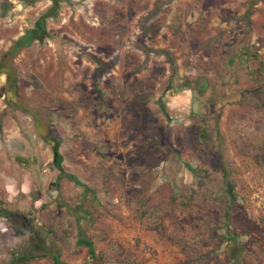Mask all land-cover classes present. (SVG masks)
<instances>
[{"label":"rangeland","instance_id":"rangeland-1","mask_svg":"<svg viewBox=\"0 0 264 264\" xmlns=\"http://www.w3.org/2000/svg\"><path fill=\"white\" fill-rule=\"evenodd\" d=\"M49 6L0 0V60ZM44 27L0 73V264H84L78 235L107 264H264V0H69Z\"/></svg>","mask_w":264,"mask_h":264},{"label":"trees","instance_id":"trees-1","mask_svg":"<svg viewBox=\"0 0 264 264\" xmlns=\"http://www.w3.org/2000/svg\"><path fill=\"white\" fill-rule=\"evenodd\" d=\"M38 0H22V3L25 5H33ZM50 2V6L45 9L43 13H41L35 22V25L32 29L26 31V33L21 36L14 45L9 49L8 53H6L3 58L0 60V73L5 75L6 83H9V86L13 80V71L12 68L8 65L7 60L13 54H15L20 48L27 47L28 44L33 40V38L37 37L39 34L43 36H47V32L44 27L45 20L47 18H51L55 16L56 10L58 9V4L60 2H69V0H48ZM249 11L246 10L244 12V18L248 21ZM11 91V90H9ZM203 136H201L202 138ZM52 156L56 165H58L60 158L57 154L56 145L52 148ZM15 162L25 164L21 158L14 157ZM76 245L83 247L86 249V261L84 264H107L106 259L94 252L92 243L87 238H84L83 235H78L76 239ZM44 257L43 255H17L11 258L8 264H27L37 258ZM53 264H64L59 260L58 255L52 254L49 256Z\"/></svg>","mask_w":264,"mask_h":264}]
</instances>
